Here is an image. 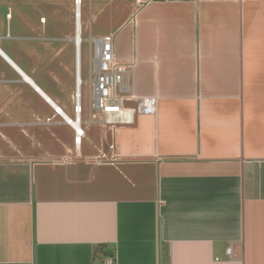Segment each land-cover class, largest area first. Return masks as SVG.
I'll return each instance as SVG.
<instances>
[{"label":"crops","instance_id":"obj_1","mask_svg":"<svg viewBox=\"0 0 264 264\" xmlns=\"http://www.w3.org/2000/svg\"><path fill=\"white\" fill-rule=\"evenodd\" d=\"M89 18L109 27L155 112L100 125L96 144L89 127L77 149L54 111L74 114L76 52L73 68L46 18L26 37L12 17L0 36V264H264V0H89ZM103 154L114 163L96 164Z\"/></svg>","mask_w":264,"mask_h":264},{"label":"built area","instance_id":"obj_2","mask_svg":"<svg viewBox=\"0 0 264 264\" xmlns=\"http://www.w3.org/2000/svg\"><path fill=\"white\" fill-rule=\"evenodd\" d=\"M82 5L83 0H74L75 35L72 41L75 44L76 52L74 118L63 114L60 108L54 109L55 115L62 117L63 123L73 128L77 149H80L83 144L86 129L92 125H129L134 123L136 113L151 114L156 109L155 98H139L133 93L128 81L132 67L116 58L114 37L107 35L95 38L91 35L86 40L90 44V79L88 81L90 95L87 119L84 118L86 112L83 107L82 96L84 84L82 81V44L84 43L82 38ZM131 101H136L135 109L126 107L127 102ZM53 119H48L46 123L52 124ZM113 163L106 154L96 159L98 165ZM227 254L231 256V247L227 250ZM103 264H113V262L108 259Z\"/></svg>","mask_w":264,"mask_h":264},{"label":"rangeland","instance_id":"obj_3","mask_svg":"<svg viewBox=\"0 0 264 264\" xmlns=\"http://www.w3.org/2000/svg\"><path fill=\"white\" fill-rule=\"evenodd\" d=\"M83 2L82 38L84 43L82 44V81L84 84L82 86V96L83 107L86 112L85 119H87L90 95V87L88 85V81L90 79V44L86 40H88L91 35L95 38L103 37V35L107 34L106 32L109 27L106 26V23L99 21L94 22L91 29L89 25V0H83ZM9 14L10 17L8 18ZM74 14V0H0V36L7 35L8 27L11 25L9 21L12 17V28H20L22 32L21 35L26 37L30 36L27 33L28 26L26 25L30 22V19H33L35 22H39L40 18L44 17L49 21L48 26L45 27V29L49 30L46 34L49 38H60L62 40L54 41L52 44L63 50L64 58L67 61L71 60L74 68L75 48L72 43L68 42V39L74 37L75 35ZM11 34L14 36L15 32L12 31ZM24 43L27 44L28 41H25ZM3 44L6 47L10 44V42L0 41L1 48H4ZM12 44H15V42L12 41ZM70 116L74 118L73 113ZM101 129L100 125L91 126L87 133L89 141L91 140L95 144L98 143ZM70 131L71 130L68 129V139L64 140V145L73 149V132ZM9 132V129L0 128V156L7 153L11 148ZM20 132L27 133L28 130L23 129L20 130L19 133ZM22 137L24 138L23 135ZM89 141L87 142L88 144ZM64 145L62 144L59 147L58 154L66 153V147ZM93 146L94 145L88 146L89 150H86L84 153L85 156H88L91 151L93 152ZM23 148L26 150V146H23ZM94 153H96V151H94Z\"/></svg>","mask_w":264,"mask_h":264},{"label":"bare ground","instance_id":"obj_4","mask_svg":"<svg viewBox=\"0 0 264 264\" xmlns=\"http://www.w3.org/2000/svg\"><path fill=\"white\" fill-rule=\"evenodd\" d=\"M75 41V40H74Z\"/></svg>","mask_w":264,"mask_h":264}]
</instances>
